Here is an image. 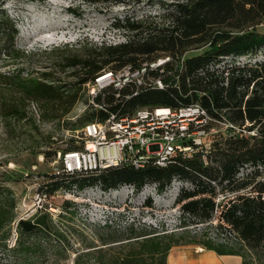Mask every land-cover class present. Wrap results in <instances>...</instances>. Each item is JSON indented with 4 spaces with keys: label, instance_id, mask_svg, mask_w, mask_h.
Returning <instances> with one entry per match:
<instances>
[{
    "label": "trees",
    "instance_id": "trees-1",
    "mask_svg": "<svg viewBox=\"0 0 264 264\" xmlns=\"http://www.w3.org/2000/svg\"><path fill=\"white\" fill-rule=\"evenodd\" d=\"M147 2L158 6L159 12L128 14L112 22L114 29L125 32L123 42L82 41L53 47L42 51L51 59L50 64L35 70L23 60L31 53L15 45L14 22L0 14V124L11 129L24 122L39 132L41 124L67 121L80 101L89 108L80 128L105 120L106 114L94 107L102 102L121 116L143 107L178 109L199 103L216 121L239 129L238 135L213 142L207 166L198 159L176 157L165 168L120 166L91 174L63 172L43 180L37 192L49 201L61 189L81 191L97 185L106 191L129 185L138 193L153 184L162 193L176 180L181 186L174 204L182 220L187 217L194 225L216 221L215 229H224L230 236L223 240L204 238L199 231H189L185 221L179 234L134 225L120 231L104 225L110 231L99 236L100 246L87 244V251L74 253L72 264H166L173 247L189 245L218 256L240 257L241 264H264V60L235 61L237 57L256 56L264 49V32L256 30L264 25V0ZM194 51L200 52L185 56ZM164 56L171 59L164 71L152 74L161 79L162 89L147 88L116 101L109 91L103 99L97 96L90 102L83 86L104 71L137 67ZM63 74L70 79L67 81ZM127 92L122 91V95ZM31 104L37 119L29 112ZM51 142L49 136L45 143L32 142L31 147L41 148ZM80 149L81 145L71 146L60 153ZM43 154L49 158L48 153ZM247 167L251 170L240 175ZM8 183L0 180V244L8 246L7 241L16 235L14 246L8 248L13 264H60V260H67L68 245L59 224L69 220L71 203L64 201L57 221L46 205L16 220L17 199ZM183 183L190 184L191 189L184 188ZM244 190L216 202L219 193ZM144 204L150 207L151 201L146 199Z\"/></svg>",
    "mask_w": 264,
    "mask_h": 264
},
{
    "label": "rangeland",
    "instance_id": "rangeland-1",
    "mask_svg": "<svg viewBox=\"0 0 264 264\" xmlns=\"http://www.w3.org/2000/svg\"><path fill=\"white\" fill-rule=\"evenodd\" d=\"M101 2V0H0V14H4L15 24L17 31L15 45L30 57L23 59L32 68L40 69L50 64L51 59L42 54L53 47L65 44L74 45L78 42L117 44L125 40V32L116 30L112 22L122 19L128 14H156L159 7L150 6L147 0H119L120 4ZM258 32H264V25L256 27ZM200 51L187 53L189 57ZM264 60V49L256 56L237 57L235 61L252 59ZM1 62V59H0ZM64 77L66 74H63ZM65 79L68 81L70 78ZM34 104L30 105L36 119ZM89 108L80 101L69 114L67 121L57 124H41L39 132L27 125L18 123L11 129H5L0 124V180L8 181L13 188L16 199V220L25 219L40 205H53L56 210L54 217L61 213L64 201L71 204L67 209L68 221L59 224L65 233L68 245V259L60 260V264H72L75 252L87 251V244L100 246L99 236L113 229L123 231L130 225L147 227L157 231L180 233V225L187 223L189 231H199L204 238L223 240L228 237L224 229H215L216 221L203 225H194L187 217L180 215L178 206L174 204L181 182L173 180L162 193L157 192L155 185L147 184L138 193L131 186L121 185L116 189L102 190L99 186L86 187L78 190H58L48 200L37 198L40 183L61 169L58 154L71 146H79L75 138L76 131L82 126V118ZM30 113L27 114L28 118ZM29 122V120H28ZM38 122V121H37ZM237 127H226L219 123L211 129L213 142L238 135ZM220 135V136H219ZM51 143L41 148L33 149L32 142L45 143L48 137ZM36 139V141H35ZM48 153V157L43 153ZM251 169L241 170L244 175ZM184 188L191 185L183 183ZM237 193L217 194L216 202L222 203L225 197H234ZM218 192V189H217ZM146 199L151 201L150 207H145ZM66 220V219H65ZM12 226H15L13 223ZM111 228V229H112ZM16 237V236H15ZM13 235L7 241L8 246L0 244V264H13L8 248L14 246ZM228 261L213 252L198 245L173 247L167 256L166 264H223Z\"/></svg>",
    "mask_w": 264,
    "mask_h": 264
},
{
    "label": "built area",
    "instance_id": "built-area-1",
    "mask_svg": "<svg viewBox=\"0 0 264 264\" xmlns=\"http://www.w3.org/2000/svg\"><path fill=\"white\" fill-rule=\"evenodd\" d=\"M170 60L164 56L144 61L137 67L107 70L83 88L90 102L97 96L103 99L109 91H113L116 101L127 100L147 88L162 89L163 82L152 74L162 73ZM126 89L129 92L122 95ZM94 107L106 114L105 120L88 123L76 131L75 138L81 149L59 153L61 169L55 174H91L120 166L136 170L148 166L165 168L176 157L198 159L207 166L213 146L211 129L214 126L211 125L224 123L213 119L199 103L178 109L143 107L124 116L110 111L103 102ZM224 125L233 128L230 124ZM36 196L44 199L38 192ZM53 208L51 204L46 205V210L54 217L56 210ZM15 236L13 234L14 242Z\"/></svg>",
    "mask_w": 264,
    "mask_h": 264
},
{
    "label": "crops",
    "instance_id": "crops-1",
    "mask_svg": "<svg viewBox=\"0 0 264 264\" xmlns=\"http://www.w3.org/2000/svg\"><path fill=\"white\" fill-rule=\"evenodd\" d=\"M220 257L222 258L227 257L228 261L222 262L223 264H241L242 263V259L237 256H220Z\"/></svg>",
    "mask_w": 264,
    "mask_h": 264
}]
</instances>
